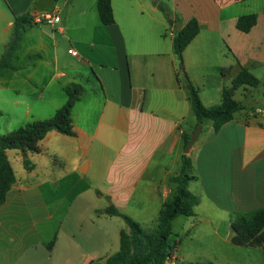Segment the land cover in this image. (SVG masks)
<instances>
[{
  "label": "crops",
  "instance_id": "crops-1",
  "mask_svg": "<svg viewBox=\"0 0 264 264\" xmlns=\"http://www.w3.org/2000/svg\"><path fill=\"white\" fill-rule=\"evenodd\" d=\"M37 1L0 0L3 50L16 18L33 16L12 58L16 70L0 83L15 95H23L15 103L27 106L29 114L49 107L52 116L67 103L69 85L83 86L85 95L72 110L76 135L69 138L88 163L82 169L65 168L66 172L53 168L57 153L44 145L52 131L42 142L41 153H32L33 163L31 152L27 153L29 165L23 161L20 175L15 172L17 181L9 196L13 195V201L59 206L63 199L75 200L84 194L94 197V189L103 187L107 193L100 194V199L115 207L128 201V192L139 186L145 169L153 163L167 176L158 180L159 186L151 179V190L161 195L164 204L172 200L176 194L173 179L180 173L185 155L184 136L197 127L185 78L198 88L206 107L222 103L224 89L232 86L243 69L261 82L259 69L264 67V59L253 54L250 38L258 33L259 15L250 14L257 23L243 33L237 22L249 13L231 10L234 2L223 6L207 0V15L194 11L179 22L178 30L192 19L200 25L198 35L183 52L184 65L179 70L173 41L171 48L163 35L168 24L174 27L177 23L179 5L175 13L163 0H111L114 23L106 26L99 17L98 0H56L52 13L60 22L48 26L34 23ZM160 4L168 9V17ZM70 50L76 55L69 54ZM206 92L209 97L204 98ZM234 98L242 110L217 132L212 123L203 125L187 155L196 178L189 183V191L199 192L202 201L226 212L232 221L235 213L264 209V91L259 86H242ZM95 151L113 159L104 176L86 181L84 175L91 171ZM165 159L174 167L171 173ZM78 187L81 193L73 194ZM15 234L11 231L5 237L9 252ZM39 252L36 248L34 253Z\"/></svg>",
  "mask_w": 264,
  "mask_h": 264
},
{
  "label": "rangeland",
  "instance_id": "rangeland-1",
  "mask_svg": "<svg viewBox=\"0 0 264 264\" xmlns=\"http://www.w3.org/2000/svg\"><path fill=\"white\" fill-rule=\"evenodd\" d=\"M163 1L172 12H178L175 26L168 24L163 34L164 40L172 48L173 37L180 30H178L180 20L186 19L194 11L202 16L207 15L208 5H206L207 0ZM216 1L223 6L232 4V2L221 4ZM234 4L231 10L259 15L258 33L250 38L255 50L253 54L264 59V0H245ZM176 5H179V9ZM210 12L212 11L209 10L208 13ZM207 34L213 39L216 38L210 32ZM4 53L5 50L0 47V59ZM211 54L213 58L217 56L215 49ZM181 65L184 64L179 58V70H182ZM259 74L262 77L259 89L264 91L263 66L259 69ZM1 85L0 83V135L11 134L35 121L53 117L54 112L49 107L44 110L34 109L29 114L27 106L23 103H15L16 99H24L23 95L17 96L5 85ZM207 95L206 92L204 98H207ZM64 136L54 131L48 135L44 143L45 147L57 153L52 161L53 168L60 172H66L65 168L82 169L88 163L85 156L75 150L71 138ZM7 156L14 172L20 175L23 161L27 158L17 150L9 151ZM33 156L30 153L32 163ZM112 159L113 157L108 153L100 157V152L95 151L92 154L91 171L84 175L85 180H95L104 176ZM97 161H101L100 165L96 164ZM165 161L171 173L170 169L174 167L170 159ZM163 173L160 172L159 167L150 163L139 186L128 192V201L115 206L149 233L155 231L160 212L164 207L161 195L151 190V179L159 186L158 180L167 176ZM80 187L73 194H77L78 191L81 193ZM190 191L200 198V204L195 209V216H179L174 220L170 241L176 246V251L169 260L170 264H264L262 248L238 247L231 243L232 220L226 212L217 209L212 203L208 205L206 201H202L199 192L193 189ZM106 193L103 187H96L93 191L94 197H91V194H84L75 200L63 199L59 206H43L36 203L33 205L30 204L32 201L28 202L27 199L13 201V195L9 196L8 203L0 207V264H45V258L49 262L47 264H90L117 253L120 249V233L122 230H129V227L122 218L105 213L111 204L110 201L100 199V194ZM47 196L50 200L48 193ZM11 231L16 233L11 237V243L15 245L9 252L7 250L9 246L4 240ZM36 248L40 251L39 254L34 253ZM72 253L73 257L69 256Z\"/></svg>",
  "mask_w": 264,
  "mask_h": 264
},
{
  "label": "trees",
  "instance_id": "trees-1",
  "mask_svg": "<svg viewBox=\"0 0 264 264\" xmlns=\"http://www.w3.org/2000/svg\"><path fill=\"white\" fill-rule=\"evenodd\" d=\"M221 4L240 2L245 0H218ZM160 10L169 16L168 9L162 4ZM98 13L102 24L114 23V14L111 0H98ZM33 22V16L24 15L16 18L10 42L0 60V79L15 71L12 58L25 29ZM255 15L242 16L238 19L237 28L243 33H249L256 25ZM200 31L197 19H192L173 39L174 52L181 59L184 50L193 41ZM186 88L189 92V100L193 113L197 119V126L212 123L217 132L226 123L234 119L237 112L242 110V105L236 101L235 93L242 86L258 87L261 82L248 70L243 69L233 80L232 86L223 91L222 103L216 107H206L200 97V92L188 79ZM85 89L78 84H71L66 88L67 103L60 108L55 115L48 120L35 121L19 130L0 135V207L5 205L17 178L14 169L8 159L9 151H20L26 158L27 153H41V145L47 135L57 131L62 135L73 137L76 135L72 110L76 102L84 95ZM191 134L184 136L185 146L189 142ZM26 167L29 162L24 160ZM196 178L193 175V167L187 155L182 156L180 173L173 179L176 184V194L171 201L164 204L160 212L156 229L149 233L130 217L111 205L105 213L122 218L129 230L120 233V249L114 255L90 264H170L169 260L176 251L170 237L173 234V222L179 216H195V208L199 205V199L188 189L189 183ZM233 236L231 243L238 247L262 248L264 250V209L251 213H235L232 221ZM212 264V263H210Z\"/></svg>",
  "mask_w": 264,
  "mask_h": 264
},
{
  "label": "water",
  "instance_id": "water-1",
  "mask_svg": "<svg viewBox=\"0 0 264 264\" xmlns=\"http://www.w3.org/2000/svg\"><path fill=\"white\" fill-rule=\"evenodd\" d=\"M55 5H56V0H38L34 4V13H36V12H44L46 10H53ZM179 27H181V26L179 25ZM182 68H183V65H181V69ZM201 132H202V125L199 124L196 127L195 131L191 134V138H190L189 142L187 143V145H186V147L184 149V154L185 155H189L190 154V150H191L192 146L198 141Z\"/></svg>",
  "mask_w": 264,
  "mask_h": 264
},
{
  "label": "built area",
  "instance_id": "built-area-1",
  "mask_svg": "<svg viewBox=\"0 0 264 264\" xmlns=\"http://www.w3.org/2000/svg\"><path fill=\"white\" fill-rule=\"evenodd\" d=\"M34 23L39 25L54 26L60 22V18L52 13V10H46L44 12H38L34 16ZM69 54L76 55L73 50L69 51Z\"/></svg>",
  "mask_w": 264,
  "mask_h": 264
}]
</instances>
